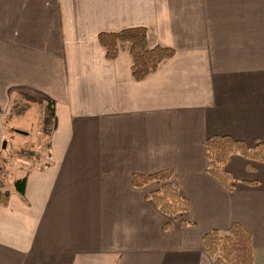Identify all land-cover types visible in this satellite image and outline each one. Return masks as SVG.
<instances>
[{
    "label": "crops",
    "instance_id": "obj_1",
    "mask_svg": "<svg viewBox=\"0 0 264 264\" xmlns=\"http://www.w3.org/2000/svg\"><path fill=\"white\" fill-rule=\"evenodd\" d=\"M134 27L176 50L141 81L128 43L111 60L99 40ZM22 97L11 120L55 116L46 164L0 202V264H215L204 234L235 221L264 264V162L234 154L231 192L205 143L264 142V0H0V115ZM166 168L191 202L177 218L132 181Z\"/></svg>",
    "mask_w": 264,
    "mask_h": 264
},
{
    "label": "trees",
    "instance_id": "obj_2",
    "mask_svg": "<svg viewBox=\"0 0 264 264\" xmlns=\"http://www.w3.org/2000/svg\"><path fill=\"white\" fill-rule=\"evenodd\" d=\"M99 40L111 60L119 56L120 45L123 42L130 45L133 60L132 76L138 81L146 79L150 73L159 68L163 60L170 59L176 53V50L170 46L161 44L151 46L146 27L124 28L110 33L101 32ZM46 103L48 109L45 114H49L53 121L55 103L51 100H47ZM205 143L209 174L216 177L231 192L236 189V177L227 170L226 164L234 154H240L255 162H264V142L261 140H256L254 146H249L246 141L237 140L229 135H213L208 137ZM47 145L49 149L50 142ZM173 175L174 170L166 168L151 174L134 173L132 181L136 187L145 186L152 181L158 182L159 188L153 190L148 197L164 214L177 218L191 209V202L182 194L179 184L173 181ZM26 182L27 175L14 181L15 189L22 196L25 195ZM9 195L10 190L0 189V202L6 203ZM204 241L209 255L215 259V264H254L252 234L241 223L235 221L230 231L224 235L218 229H212L204 234Z\"/></svg>",
    "mask_w": 264,
    "mask_h": 264
},
{
    "label": "rangeland",
    "instance_id": "obj_3",
    "mask_svg": "<svg viewBox=\"0 0 264 264\" xmlns=\"http://www.w3.org/2000/svg\"><path fill=\"white\" fill-rule=\"evenodd\" d=\"M28 105L27 98L22 97L7 115H0L1 190L14 188L17 178L25 176L31 167L45 165L48 159V136L53 127L51 116L39 112L40 116L37 113L27 115L22 123L11 120Z\"/></svg>",
    "mask_w": 264,
    "mask_h": 264
},
{
    "label": "water",
    "instance_id": "obj_4",
    "mask_svg": "<svg viewBox=\"0 0 264 264\" xmlns=\"http://www.w3.org/2000/svg\"><path fill=\"white\" fill-rule=\"evenodd\" d=\"M18 131H22V130H18ZM23 132V131H22Z\"/></svg>",
    "mask_w": 264,
    "mask_h": 264
}]
</instances>
